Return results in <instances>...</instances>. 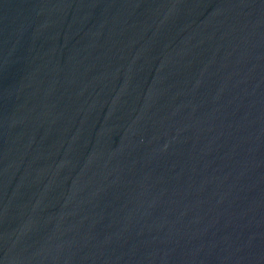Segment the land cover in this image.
<instances>
[{
    "label": "water",
    "instance_id": "obj_1",
    "mask_svg": "<svg viewBox=\"0 0 264 264\" xmlns=\"http://www.w3.org/2000/svg\"><path fill=\"white\" fill-rule=\"evenodd\" d=\"M264 158V0H0V264H210Z\"/></svg>",
    "mask_w": 264,
    "mask_h": 264
}]
</instances>
